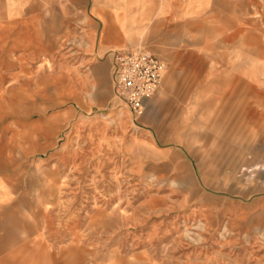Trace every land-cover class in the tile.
I'll list each match as a JSON object with an SVG mask.
<instances>
[{"label":"rangeland","instance_id":"1","mask_svg":"<svg viewBox=\"0 0 264 264\" xmlns=\"http://www.w3.org/2000/svg\"><path fill=\"white\" fill-rule=\"evenodd\" d=\"M106 21L167 61L137 122ZM1 114L0 264H264V158L200 140L264 130V0H0Z\"/></svg>","mask_w":264,"mask_h":264},{"label":"crops","instance_id":"2","mask_svg":"<svg viewBox=\"0 0 264 264\" xmlns=\"http://www.w3.org/2000/svg\"><path fill=\"white\" fill-rule=\"evenodd\" d=\"M110 30H112V28H110V23L106 21L104 23V27L100 38L101 44L103 48L106 49V51L111 49L113 51L120 48H137V47H131L133 46V43H135L132 39L125 37L122 34H115V35L111 34ZM150 52H152L153 54L157 55L158 57L166 61L164 58H162L155 52L153 51ZM109 70L111 75V53L109 58ZM209 73H212V71H209ZM234 77L235 76L232 75L224 78L230 79L231 84H233ZM197 88H199V85H197ZM5 116L6 114H1L0 120H2V118H4ZM40 123L43 124L42 121H40ZM6 129L8 128L6 127ZM50 130H53V128L48 129V125H45L43 127L38 128V130H34V133L47 135L50 132ZM243 134L260 135L262 137H254V138L240 137ZM200 135H203L202 138L200 139L203 142L202 143L203 158L210 166L208 172L202 173V180L205 185L211 188L219 189L210 183V178L207 175V173L213 174L217 172V168L219 167L234 170L236 168H239V166H251L253 164L262 162V158H264V130H201ZM179 143L183 144L187 149L192 148V146L187 142L179 141ZM211 149L214 151L215 155L213 154L209 158L207 152ZM196 158H198V154ZM3 165L4 166L2 167L6 168L7 165L5 164ZM185 166L188 168L186 164ZM187 175H188V179L192 183H194L190 170L188 171ZM257 190L262 191V188H256L253 191H257ZM203 196H207V195L205 194L201 195V197ZM211 197L215 198L213 196ZM260 202L262 204V200H260Z\"/></svg>","mask_w":264,"mask_h":264},{"label":"built area","instance_id":"3","mask_svg":"<svg viewBox=\"0 0 264 264\" xmlns=\"http://www.w3.org/2000/svg\"><path fill=\"white\" fill-rule=\"evenodd\" d=\"M167 69L166 61L142 47L111 52L113 97L135 122L145 113L148 100L161 88Z\"/></svg>","mask_w":264,"mask_h":264}]
</instances>
